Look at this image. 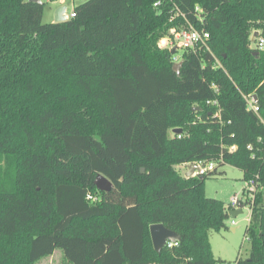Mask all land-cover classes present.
<instances>
[{
	"label": "trees",
	"instance_id": "trees-1",
	"mask_svg": "<svg viewBox=\"0 0 264 264\" xmlns=\"http://www.w3.org/2000/svg\"><path fill=\"white\" fill-rule=\"evenodd\" d=\"M44 5L0 0V264L56 248L69 264H223L210 234L227 205L204 185L225 164L254 188L249 251L234 262L264 264V46L251 39L264 36V0H86L48 23ZM175 6L209 49L159 45L185 24ZM200 160L217 165L177 169ZM157 223L178 246L154 250Z\"/></svg>",
	"mask_w": 264,
	"mask_h": 264
},
{
	"label": "rangeland",
	"instance_id": "rangeland-1",
	"mask_svg": "<svg viewBox=\"0 0 264 264\" xmlns=\"http://www.w3.org/2000/svg\"><path fill=\"white\" fill-rule=\"evenodd\" d=\"M44 2L42 14V22L48 23L55 20V12L60 6H65V15L70 12L79 3L86 0H40ZM181 174L186 172L184 165L177 166ZM223 170L221 175H215L205 181V194L209 197L222 199L225 204L231 196H242V190L245 186V181L242 178V172L229 164L219 167ZM264 201V191H263ZM250 211L248 206H245L241 213L234 217V224L231 223V217L226 220V228L219 231H213L210 234V246L215 258L232 262L237 256L246 257L249 251V243L244 237V229L248 223ZM231 227H235L234 230ZM35 264H69L65 261L60 248H56L50 256L39 259Z\"/></svg>",
	"mask_w": 264,
	"mask_h": 264
},
{
	"label": "built area",
	"instance_id": "built-area-1",
	"mask_svg": "<svg viewBox=\"0 0 264 264\" xmlns=\"http://www.w3.org/2000/svg\"><path fill=\"white\" fill-rule=\"evenodd\" d=\"M158 3H159V1L155 2L154 5H157ZM176 9H177L176 15H180L185 20V24L180 25L179 28H175V27L170 28V30H169L170 36L161 38L159 40V45L161 47H168L170 49L172 47H176V49L177 48H193L194 49L197 46H204L207 49H209L207 46V39L209 38L208 31H206L203 28L197 29L193 25V23L186 18L184 13H182L177 7H176ZM195 9L197 11H200V9L197 6L195 7ZM74 15H75V13L72 10L70 12V14L66 17H73ZM255 38L257 39L255 45L258 48H263L264 36L259 35V32H257ZM173 60H174V62H178L179 56L174 55ZM242 96L246 101L247 109L252 110L255 113H257L258 106H257L256 95L251 93V94H243ZM216 115H218V112L216 113ZM177 136L180 137L181 136L180 133H177ZM234 149H235V146H231L229 148L230 151H232ZM190 164L196 165V168L194 169L192 175H201V174H205V173H208L210 171H213L217 165V162L216 161L206 162V161L200 160V161L187 163L184 165L186 167V171L188 170V166ZM245 185H246V187H245V190L242 192L241 197H238L236 195H233L230 197L229 202L227 203L228 213L232 210L238 209L239 208L238 205L240 203L242 204L241 210H243V208L245 206H248L249 211H250L251 203L254 200V198H253L254 197L253 181L250 180L248 183H245ZM87 199L95 201L97 199V196L92 195V194H87ZM231 223L234 224L233 218L231 219ZM176 246H178V240H174V241L167 240L163 247L173 248ZM223 264H235V262L234 261L225 262Z\"/></svg>",
	"mask_w": 264,
	"mask_h": 264
},
{
	"label": "water",
	"instance_id": "water-1",
	"mask_svg": "<svg viewBox=\"0 0 264 264\" xmlns=\"http://www.w3.org/2000/svg\"><path fill=\"white\" fill-rule=\"evenodd\" d=\"M28 1L41 2L40 0H28ZM65 19H66L65 6H60L55 12V20L54 21L58 22V21H63ZM256 34H257V32H254V34L251 38L252 40L254 39ZM175 50H176V47H172L170 49V52L174 53ZM180 64H181L180 61L174 62L173 66H172L173 69L175 71H178ZM173 132L180 133L181 129L180 128H174ZM195 168H196L195 164H190L188 166V170L184 173V176H186V177L191 176ZM94 184L99 191H108L112 187L111 181L101 173H98L95 176ZM238 206H239L238 209L232 210L228 213L229 217L234 218L239 213H241L242 204L240 203ZM149 232H150V237H151L153 248L157 253H159L162 250V248H163V246L167 240L174 241V240H180L181 239V237L178 233H176L173 230L167 229L161 223L151 224L149 226Z\"/></svg>",
	"mask_w": 264,
	"mask_h": 264
},
{
	"label": "crops",
	"instance_id": "crops-1",
	"mask_svg": "<svg viewBox=\"0 0 264 264\" xmlns=\"http://www.w3.org/2000/svg\"><path fill=\"white\" fill-rule=\"evenodd\" d=\"M222 200V199H221ZM223 201V200H222ZM224 202V201H223ZM229 202V200L226 202V205H227V203ZM225 203V202H224ZM232 219V218H231ZM231 229L232 230H234L235 229V227H231ZM54 253V252H53Z\"/></svg>",
	"mask_w": 264,
	"mask_h": 264
}]
</instances>
